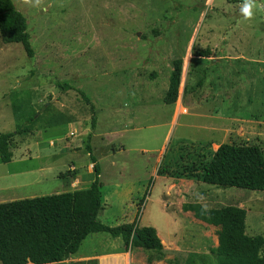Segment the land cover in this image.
Returning <instances> with one entry per match:
<instances>
[{
    "label": "rangeland",
    "instance_id": "1",
    "mask_svg": "<svg viewBox=\"0 0 264 264\" xmlns=\"http://www.w3.org/2000/svg\"><path fill=\"white\" fill-rule=\"evenodd\" d=\"M12 1L33 56L0 39V132L21 131L8 139L11 160H0V201L89 186L88 141L99 166L97 219L114 226L137 217L165 241L160 259L132 248V264H217V227L184 202L243 207L246 233L264 237V191L156 174L164 153L170 164L192 152L208 158L228 142L264 154V10L246 19L244 0ZM175 58L178 96L166 104ZM117 244L90 233L79 252ZM72 258L48 264H79Z\"/></svg>",
    "mask_w": 264,
    "mask_h": 264
},
{
    "label": "trees",
    "instance_id": "2",
    "mask_svg": "<svg viewBox=\"0 0 264 264\" xmlns=\"http://www.w3.org/2000/svg\"><path fill=\"white\" fill-rule=\"evenodd\" d=\"M0 39L3 43H20L26 55L33 56L26 18L12 0H0ZM181 68L182 59L175 58L162 98L166 104L177 99ZM80 94L87 100L82 92ZM19 133V130L0 132L1 161L11 160L8 139ZM86 150L94 163L95 174L89 186L0 202V264L59 262L76 252L89 233L98 231L112 237L120 236L126 251L135 247L152 249L157 259L161 258L163 244L155 227L139 226L137 217L114 226L97 219L102 208L99 166L88 141ZM164 156L165 153L156 169L159 176L264 191V154L258 145L224 142L208 158L204 153L192 152L187 154L185 161L173 164L166 162ZM142 203L143 199L139 210ZM181 208L192 212L196 219L217 227V245L211 248L217 264H264V237L246 233L243 207L205 208L198 202H184ZM134 234L137 239L133 238ZM152 259L147 256L148 261Z\"/></svg>",
    "mask_w": 264,
    "mask_h": 264
},
{
    "label": "crops",
    "instance_id": "3",
    "mask_svg": "<svg viewBox=\"0 0 264 264\" xmlns=\"http://www.w3.org/2000/svg\"><path fill=\"white\" fill-rule=\"evenodd\" d=\"M190 180H192V179H190ZM0 200H3V199H0ZM0 202H2V201H0ZM181 205L182 204H180V208H181ZM102 208H103V203H102ZM138 225L139 226H143V225H140V224H138ZM98 232H101V231H98ZM98 232H91V233H98ZM102 232H104V231H102ZM157 233H158V231H157ZM158 235H159V237L161 239V242L163 244V247H164L165 241H163L164 239L162 238V236L159 233H158ZM106 237H108V236H105V238H104L105 240H107ZM110 237H112V236H110ZM112 239H113L114 242L118 243L117 246L113 247V249H106V250L100 251L101 254L96 253V252L92 253L93 250H90V251L89 250H82V251L79 252V247H80V245H79L77 251L72 253V254H70V255H72L73 256L72 259L76 263H79V264H86L89 261H92L94 259L96 260L97 264H100L101 261H106V260L107 261H110V260L113 261L114 260V262H118L119 264H132V262H133V258L132 257H133V254H134L133 249L126 251L124 249L123 240H122V238L120 236L112 237ZM108 241H109V238H108ZM119 241H122V244H120ZM135 248L140 249L141 247H135ZM156 261H160V260L156 259Z\"/></svg>",
    "mask_w": 264,
    "mask_h": 264
},
{
    "label": "clouds",
    "instance_id": "4",
    "mask_svg": "<svg viewBox=\"0 0 264 264\" xmlns=\"http://www.w3.org/2000/svg\"><path fill=\"white\" fill-rule=\"evenodd\" d=\"M26 2H30V0H26ZM39 3L40 0H36V4L38 5ZM258 7L260 10H264V5L258 6L256 0H244L239 11L246 19H251L254 16V10Z\"/></svg>",
    "mask_w": 264,
    "mask_h": 264
},
{
    "label": "water",
    "instance_id": "5",
    "mask_svg": "<svg viewBox=\"0 0 264 264\" xmlns=\"http://www.w3.org/2000/svg\"><path fill=\"white\" fill-rule=\"evenodd\" d=\"M133 238L137 239L138 238L137 234H134L133 235Z\"/></svg>",
    "mask_w": 264,
    "mask_h": 264
}]
</instances>
